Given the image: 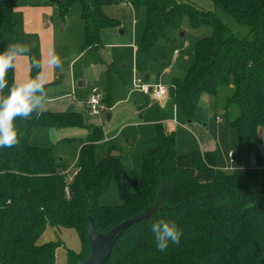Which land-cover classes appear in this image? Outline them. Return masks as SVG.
<instances>
[{"label": "trees", "instance_id": "16d2710c", "mask_svg": "<svg viewBox=\"0 0 264 264\" xmlns=\"http://www.w3.org/2000/svg\"><path fill=\"white\" fill-rule=\"evenodd\" d=\"M120 0H60L63 16L81 6L85 26L82 51L103 48L102 32L119 27L105 8ZM212 11L178 0H131L146 10V25L139 43L149 52L175 42L172 32L183 31L188 20L194 30L212 29L195 46V60L183 80L175 79V105L190 122L202 95L215 96L224 111L236 117L230 127L251 158L245 167L218 168L215 152L178 154L176 137L157 125L158 148L144 156L140 192L120 207L106 206L102 198L123 172L120 157L96 159V146L105 139L102 126H88L82 114L42 111L30 119L15 120L19 143L0 147V264H56L65 242L62 229L74 230L81 252L67 249V264L83 262L91 252L90 218L98 233L152 210L150 217L128 228L119 238L108 264H264V156L259 132L264 129V0H209ZM14 5L0 0V30L13 34ZM229 21L248 30L241 36ZM5 48L0 44V51ZM15 63V62H14ZM114 66L107 67V92L112 103ZM38 72L32 68L30 78ZM9 87L15 68L7 73ZM48 97V86H45ZM8 94V89L4 90ZM88 127L76 175H64L53 148L34 147L36 129ZM174 222L182 231L179 244L157 250L151 224ZM48 228L56 241L40 244Z\"/></svg>", "mask_w": 264, "mask_h": 264}, {"label": "rangeland", "instance_id": "374dc122", "mask_svg": "<svg viewBox=\"0 0 264 264\" xmlns=\"http://www.w3.org/2000/svg\"><path fill=\"white\" fill-rule=\"evenodd\" d=\"M10 1L12 3L17 2L18 4L26 2L25 0ZM39 1L43 9H51L50 16L55 17V19L68 21L70 17L74 16L76 13L79 20V11H77V13L76 9L73 10L74 7L68 14L63 16V12L58 4L47 5L44 0ZM190 1L198 6L203 2V0ZM128 3L127 0H122L121 3L106 7L105 12L110 18L118 20L120 24L119 27L111 30L119 34L123 32L124 35H122V37L130 38V41L135 43V37L139 39L145 28L146 10L142 6H135L137 12H139L140 20L129 18V16H126L127 12L125 13L124 11V7L131 8L128 7ZM17 15L19 26L23 27L22 22H20L19 14L17 13ZM46 16L47 17H44V21L50 18L49 14ZM72 20H75V17ZM229 22L236 28L241 36L247 35L248 30L245 27H239L233 21ZM183 23V28L186 24L191 28L187 19L184 20ZM62 24L65 23L60 22L57 25V32L58 29H61ZM75 27H77V25L69 23V27L65 31L58 32L63 33L64 39L60 40L59 37L55 36V43H49L48 51L43 50L41 39H39V42L35 45L18 42L19 44L29 47L31 51L26 55L17 57L15 60V74L17 79H25L30 68L29 60H31L32 57H35L41 62L43 72L44 69L47 68V66L44 65L47 54L50 55L49 58L52 55L59 56L62 67L55 68L54 71L58 72L57 80L62 83V90L58 92L51 89L55 79H48L45 76L44 78L49 81L47 82V84H49L47 86L48 89H50L51 96L54 93H58V96H67L65 101L60 100L59 102V105L66 107L67 102L73 103V101L75 102L76 100L83 101L89 95L91 96V91L94 87L100 88L102 93H105L107 89L106 64H114L116 66L112 78L113 108L110 113V120L105 119V115L94 116L87 111L88 113L85 114V122L88 126L94 124L103 125L105 139L96 146L97 161H102L108 154L111 155L113 152L120 153V160L124 166V170L116 176L111 190L102 198V203L104 205L120 207L126 203L131 195L141 190V187L139 185L135 186V183L138 182L142 175L144 156L146 153L148 154L158 147L156 141V127L154 126L156 123L154 122L161 117L159 104L153 100L152 93L141 94L144 103L142 105H135L128 101L129 92L131 89H138L141 82L151 88L162 85L165 86L166 89L172 90L170 83L175 79H185L189 69L194 64L196 38L189 32L184 38H180L176 41L182 42V44L180 46H178V43L175 44V47H178L180 51L177 57L178 61L175 63L172 61V58L175 56L174 44L157 46L149 52H144L142 49H139L137 57V54H134L133 50L125 52L126 49H118V46L110 44L108 39L105 38L103 40V48L99 53L92 50L82 51L81 40L75 35L76 33L78 34V32H74ZM134 27L136 29V36L133 38L132 33ZM70 28L73 29L75 34L69 33ZM182 32L184 31L179 33L180 37H182ZM0 35L9 42L8 38L3 36L1 32ZM9 44L11 43H7L6 45ZM184 44L186 45L184 46ZM182 46L184 47L181 49L180 47ZM120 50H122V52L124 51L126 54L124 52L119 54ZM121 54H123V56ZM164 60L172 63L170 66L172 74L165 75V68L167 66L165 68L163 67L162 61ZM187 65H189L188 68L186 67ZM32 68L35 67L31 66V70ZM183 70L184 72L179 74V72ZM35 71L41 72V69L35 68ZM147 75L151 76L148 80L145 79ZM81 82H85L86 86L81 87L79 85ZM60 83L58 82V84ZM56 86L58 85L56 84ZM74 108L76 107L74 106ZM67 110L72 111L73 107L71 109L69 107ZM83 112H85V110ZM217 117L223 120L222 124L218 125L216 123ZM234 117H236V115L233 112L224 111L215 96L204 94L195 112L194 123L188 124L184 115L179 112L175 106L174 111L172 110L169 113L166 112L162 119L166 120L164 127L167 130L176 132V149L179 154H186L194 151L196 149L194 145L198 143L196 136H199V134L205 135L207 131L213 134V136L219 137L218 143L220 148L217 152V158H219L222 163H227L228 153L233 151L236 155V165H240L238 164L239 162H241V165H247L242 159L244 153L246 154L244 145L239 140L235 139L229 130L230 122ZM174 118L180 123H172ZM187 124L189 125L188 127L186 126ZM205 125L207 128H205ZM89 132L88 127H64L59 129L36 130L32 138L35 140L36 135H43L38 138L37 143L41 144L39 147L53 148L54 155L58 157L57 159L63 158L65 160L64 163L72 170L78 158L81 146L80 140L86 139ZM260 138L262 141L260 152L264 155V129L260 130ZM34 140H32L33 143H35ZM109 151L111 152L109 153ZM74 171L75 170H72L70 174H73ZM80 252L75 253L79 254Z\"/></svg>", "mask_w": 264, "mask_h": 264}, {"label": "crops", "instance_id": "0c3cea01", "mask_svg": "<svg viewBox=\"0 0 264 264\" xmlns=\"http://www.w3.org/2000/svg\"><path fill=\"white\" fill-rule=\"evenodd\" d=\"M25 1L26 2L23 3V4H18L17 2L12 3L10 0H5L6 3H10V4L14 5V14H15V18L14 19H15V24L16 25H15V29H14V33L13 34H4L0 30L2 35L6 36L8 38V40H9V42H7L0 35V44L4 48H6V46H7L6 44L7 43L13 44V43H18V42H25L28 45H35V44H37L39 42V39H41L42 44H43V50L48 51L49 43H52V44L55 43L54 42V37L55 36L59 37L60 40L64 39L63 33H58V32L65 31L69 27V23H71L72 25H77V27L74 28V32H78V34L77 33L75 34L73 32V29H71L72 26L70 28V32L69 33L77 35L78 38H80V40H81V44H83L84 39H85V26H84V23L82 22V19H81V6H74V8H73V10L76 9V12L79 11V20L77 18L78 15H76V13H75L74 16L70 17V19L68 21H65V20L55 19V17L50 16V10L51 9L50 8L43 9V7H41V4L39 3L40 2L39 0H37V1L36 0L35 1L34 0H25ZM121 1L122 0H120L119 3H121ZM127 1L129 2L127 4V5H129L128 7H131V8L124 7L125 8L124 9L125 13L127 12L126 16H129V18H132V19H135V20H140V15H139V12H137L136 7L131 3V0H127ZM178 1L179 2H183V3L192 4V5L198 7L201 10H205V11L214 10L212 2H210L209 0H203V2L199 6L194 4L190 0H178ZM44 2L47 5L59 4V3L53 2L52 0H44ZM18 6H21V7H18ZM77 7H79V8H77ZM17 13L19 14L20 22H22L23 27L19 26ZM48 14H49L50 18L44 21V17H47L46 15H48ZM74 17H75V20H72V19H74ZM60 22H64L65 24H62L61 25V29H58V32H57V28H58L57 25ZM144 29H143V31L141 33L140 38L137 39V37H135L136 36V29L134 27L132 36H133V38L135 37V41H134L135 43H132L130 41V38L122 37V35H124L123 32L121 34H119L117 32H114V30H111V29H107V30H104L102 32V40L107 38L108 41L110 42V44L118 46V49H126L125 52H127L129 50H131V51L133 50L134 54L136 53L137 57H138V51L140 49V47L138 45H139V43L141 41ZM183 31H184V36H186L189 32H191L195 36V38H196L195 46H196V43L200 39H202L204 37H208V36H210L212 34V29L209 28V27H202V28H200L198 30H194V29L190 28L187 24L184 26ZM179 33H180L179 31L172 32V38L175 39V42L173 43L174 44L173 48H175V50H174V55L175 56H174V58H172V61L175 62V63L178 61L177 57L179 56V52H180L179 48L175 47V44L178 43V46H180L182 44V42H176V41H178V39H180V38H184V36L180 37ZM136 42H137V45H136ZM173 44H171V45H173ZM185 45L186 44H184V46ZM184 46H182L180 48L182 49ZM89 50L95 51L93 49H89ZM123 52H122V50H120L119 54L123 53ZM121 55L123 56V54H121ZM49 56L50 55L47 54L46 60H44V65L47 66V68H45L44 71L42 72V78H44V76H45L48 79H52V80L55 79V82H54V84H53L51 89H54V90L59 92V90L60 91L62 90V83H60V81L57 80L58 72L54 71V69L50 68L49 65H48L47 60L49 59ZM29 61L28 62H29L30 68H29L27 77L25 79L21 80V79H17L16 78V74H15L16 83H19V82L26 81V80L30 79V70H31V66L32 65H31V60H29ZM162 63H163V67L164 68L167 66L165 68V75L172 74V69L170 68L172 63L171 62L170 63L166 62V60L162 61ZM112 65L114 66V69H115L116 66L114 64H112ZM108 66H111V65L106 64V70H107ZM188 66L189 65H187L186 67L188 68ZM136 67H137V64H136ZM184 70H185V67H184ZM184 70L180 71L179 74L184 72ZM147 77H148V79L151 78L150 75H147L146 78H145L146 80H148ZM48 79L47 80L45 79L46 80V85H49V84H47V82H49ZM58 82L60 84H58ZM173 82H174V80L170 83L171 87H172L171 88L172 90L166 89L167 93H166L165 97L162 100H159V101L155 100L154 97L152 96L153 100L156 103L159 104V109L161 110L160 119H157V121L154 122V123H156L154 125L155 127H157V125H159V124H162L163 127H164V124H166V120L162 119L163 116L166 114V112L169 113L172 110L174 111V106L176 107V105H175V89H174V86H173ZM56 84L58 86H56ZM79 85L81 87H85L86 86L85 82L84 83L81 82ZM107 86H108V82H107ZM163 87H165V86H163ZM94 88H98V87H94ZM131 90H133V89H131ZM131 90H130V92H131ZM106 92H107V89H106ZM106 92L103 93V96L106 94ZM91 93H92V91H91ZM58 95H59L58 93H54L51 96L50 95V89H48V97H47L46 103L44 105V110H43L44 112H57V113H72V112H76V113L82 114L84 116V118H85V114L89 112L88 109L87 108H80L78 106V104H77L78 101H82V100H76L77 102L73 101V103L72 102H67L66 103V107H65V106L59 105V102H60V100L61 101H65L67 96H65V95L58 96ZM89 97H90V95L83 101H86ZM74 106L76 108H74ZM69 107H70V109L73 107V110L72 111H68L67 109ZM112 108H111V110H112ZM84 110H85V112H83ZM111 110L106 112V114L110 115ZM110 117H111V115H110ZM218 119H221V118L217 117L216 118V123L218 125L222 124L223 120L221 119V122H219ZM85 121H86V119H85ZM186 122L188 124L194 123V119L191 122L188 119H186ZM172 123L178 124L180 122L177 121L176 118H174V120H172ZM188 124L186 125L187 127L189 126ZM94 125L102 126V128H103V125H97V124H94ZM205 128H207L206 125H205ZM164 129H165L167 134H174L175 137H176V142H177L176 132L173 131V130H167L165 127H164ZM36 130L38 131V130H49V129H36ZM229 130H230L231 135L233 137H235V139L239 140L237 138V136L235 135V133L233 132V130L231 129L230 125H229ZM103 131H104V129H103ZM104 135H105V132H104ZM259 135H260V132H259ZM33 136H34V134H32L31 137H30V144L32 146H34V147H39V145H41V144L37 143L38 142V138L42 137L43 135H36L35 136V140L32 138ZM196 138L198 140V143L194 145V147L196 148L194 151H201L202 153H204V152H215L216 154L219 151V148H220V145L218 143V138L219 137L217 138V137L213 136V134H210L209 132L206 131L205 135L204 134H201V135L199 134V136H196ZM32 140H34L35 143H33ZM156 141H157V145H158L157 128H156ZM81 147H82V144L80 146V149H81ZM41 148H45V147H41ZM260 148H261V146H260ZM80 149H79V153H80ZM111 151H109V153ZM194 151H191V152H194ZM191 152H188V153H191ZM231 153H233V151L228 153L227 163L226 162L222 163L219 160V158H218V168L219 169L225 170V171H231L230 168L234 169L236 167H245L246 166V165H243V164L241 165V162L238 163L240 165H236V155L234 153H233V155H234V163L231 164V159L229 157V154H231ZM263 154H264V152H263ZM78 156H79V154H78ZM108 156H110V155L108 154L107 157ZM57 158L58 157H56V159ZM247 158H248V156H246V154L244 153L242 159L244 160L245 163L248 162ZM58 161L64 165L65 170H71V168L67 167V165L64 163L65 160L63 158H60ZM77 161H78V158H77L76 163L73 166L74 168L72 170L76 169ZM59 234H60L61 239L65 242L66 246L65 247H61L60 249L57 250V253H56V264H67V262H68L67 249L72 250L74 252H80L81 241H80V238L78 236V233L76 231H74V230L62 229ZM57 235H58V232L55 229L48 228L46 230V232L43 234V236L40 238L39 243L40 244H45V243H48V242H51V241H56L57 237H58ZM62 248H63V250H62Z\"/></svg>", "mask_w": 264, "mask_h": 264}, {"label": "clouds", "instance_id": "9594fccd", "mask_svg": "<svg viewBox=\"0 0 264 264\" xmlns=\"http://www.w3.org/2000/svg\"><path fill=\"white\" fill-rule=\"evenodd\" d=\"M31 49L19 43H13L0 51V147L12 148L19 143L15 120L30 119L35 112L37 118L44 110L47 99L45 90L46 80L42 78V64L35 57L31 59L32 67L41 69L35 77L9 87L7 73L15 68L18 56L30 53ZM50 68H61L62 62L57 55L48 60ZM8 94L4 95V90ZM151 231L155 236L157 250L164 252L169 242L179 244L182 231L171 221L160 219L151 224Z\"/></svg>", "mask_w": 264, "mask_h": 264}, {"label": "water", "instance_id": "95a60500", "mask_svg": "<svg viewBox=\"0 0 264 264\" xmlns=\"http://www.w3.org/2000/svg\"><path fill=\"white\" fill-rule=\"evenodd\" d=\"M55 3H59L60 0H52ZM181 36H184V32L181 33ZM148 79V77H147ZM128 101L135 105H142L144 100L142 95L137 90H131L129 93ZM105 119L110 120V115L106 114ZM111 157H119L120 153L113 152ZM247 161L250 162L251 158H247ZM135 186H138V182L135 183ZM152 210L148 209L145 212L136 215L121 224L115 226L107 233H98L95 229L94 221L90 218L88 236L91 244V252L89 256L79 264H108L111 258L114 247L116 246L119 238L125 233V231L137 224L144 219L150 217Z\"/></svg>", "mask_w": 264, "mask_h": 264}, {"label": "built area", "instance_id": "2783aa9c", "mask_svg": "<svg viewBox=\"0 0 264 264\" xmlns=\"http://www.w3.org/2000/svg\"><path fill=\"white\" fill-rule=\"evenodd\" d=\"M141 94H150L152 93V96L155 100H162L167 90L163 86H158L155 88H151L149 86L144 85L142 82L138 89ZM78 106L80 108H87L89 113H91L94 116H103L108 112V107L103 102V93L100 88H93L92 95L86 100V101H78ZM219 122H221V119H218ZM229 157L231 159V164L234 163V155L233 153L229 154ZM230 170H233V168H230ZM72 170H65L64 175L67 177V179H72L76 172H73V174H70Z\"/></svg>", "mask_w": 264, "mask_h": 264}]
</instances>
